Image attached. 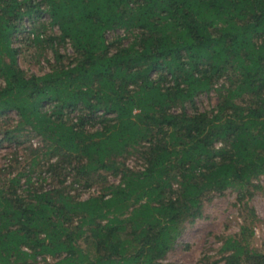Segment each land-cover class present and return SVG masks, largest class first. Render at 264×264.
Here are the masks:
<instances>
[{"label": "trees", "instance_id": "1", "mask_svg": "<svg viewBox=\"0 0 264 264\" xmlns=\"http://www.w3.org/2000/svg\"><path fill=\"white\" fill-rule=\"evenodd\" d=\"M0 125L30 143L0 168V264H165L206 202L264 191V0H0ZM251 215L195 264H264Z\"/></svg>", "mask_w": 264, "mask_h": 264}, {"label": "rangeland", "instance_id": "2", "mask_svg": "<svg viewBox=\"0 0 264 264\" xmlns=\"http://www.w3.org/2000/svg\"><path fill=\"white\" fill-rule=\"evenodd\" d=\"M41 20L48 22L49 17L43 15ZM25 26L27 31L32 29V25L27 19ZM51 31L59 34L58 27H54L53 30L50 29L49 33ZM29 35L30 37L33 36L26 32L19 36L17 44L22 49L19 62L21 67L29 73L41 74L47 70L49 62L54 61L53 51L50 47L43 50L41 46L29 44L25 38ZM109 37H112V34ZM61 50L64 52L66 47L62 46ZM67 51H71L69 44ZM218 100V95L215 92L205 94L199 97L198 106L201 110L210 109L218 103ZM12 115L16 117L15 113ZM31 143L34 147L39 146L41 139L34 138ZM29 145V142L21 144L15 141L3 142L0 145V168H6L9 165H14L15 168L25 165L26 158L29 157L30 153ZM258 182L264 187V175L260 177ZM87 195V192L83 193L84 197ZM251 211L255 213L253 221L255 233L251 237L252 243L264 252V191L256 190L251 196L239 200L238 192L229 189L206 202L203 215L193 223L187 224L179 238L178 245L168 253L163 262L165 264H195L204 255L210 256L211 260L219 258L222 255L220 248L223 239L239 233L243 224L251 223Z\"/></svg>", "mask_w": 264, "mask_h": 264}]
</instances>
